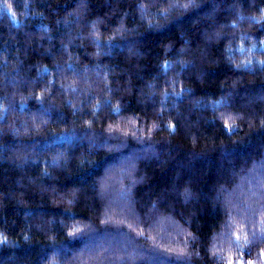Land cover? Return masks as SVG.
Here are the masks:
<instances>
[{"label": "trees", "instance_id": "trees-1", "mask_svg": "<svg viewBox=\"0 0 264 264\" xmlns=\"http://www.w3.org/2000/svg\"><path fill=\"white\" fill-rule=\"evenodd\" d=\"M0 264H264V0H0Z\"/></svg>", "mask_w": 264, "mask_h": 264}]
</instances>
